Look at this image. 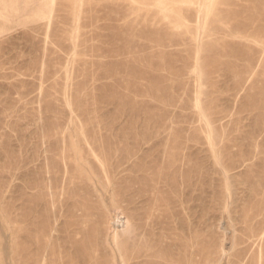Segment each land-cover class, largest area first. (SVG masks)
<instances>
[{"label":"rangeland","instance_id":"obj_1","mask_svg":"<svg viewBox=\"0 0 264 264\" xmlns=\"http://www.w3.org/2000/svg\"><path fill=\"white\" fill-rule=\"evenodd\" d=\"M195 1L0 0V264H264V0Z\"/></svg>","mask_w":264,"mask_h":264},{"label":"bare ground","instance_id":"obj_2","mask_svg":"<svg viewBox=\"0 0 264 264\" xmlns=\"http://www.w3.org/2000/svg\"><path fill=\"white\" fill-rule=\"evenodd\" d=\"M201 1V0H200ZM197 2H198V0H197ZM197 2L195 1V3L197 4ZM201 3V2H200ZM202 4V3H201ZM198 5V4H197ZM129 15V14H128ZM70 148V147H69ZM91 151V150H90ZM107 158V157H106ZM106 162V161H105ZM150 173V172H149ZM163 173V172H162ZM50 175V174H49ZM149 179V178H148ZM151 179V178H150ZM73 186V185H72ZM150 189V188H149ZM153 212V211H152ZM150 219V218H149ZM170 219V218H169ZM159 223V222H158ZM167 225V224H166ZM191 226V225H190ZM160 229V228H159ZM112 233V232H111ZM154 235V234H153ZM176 238V237H175ZM174 241V240H173ZM166 244V243H165ZM171 249H172V247H171ZM170 249V250H171ZM167 252V251H166ZM201 254V253H200ZM169 255V254H168ZM173 256V255H172ZM104 259V258H103ZM186 259V258H185ZM174 260V259H173ZM149 261V260H148ZM185 262V261H184ZM193 263V262H192Z\"/></svg>","mask_w":264,"mask_h":264}]
</instances>
